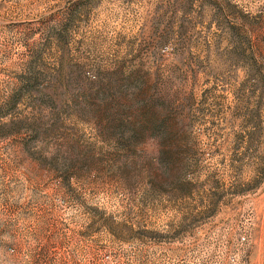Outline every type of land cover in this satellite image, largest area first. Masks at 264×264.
Instances as JSON below:
<instances>
[{"label": "rangeland", "instance_id": "1", "mask_svg": "<svg viewBox=\"0 0 264 264\" xmlns=\"http://www.w3.org/2000/svg\"><path fill=\"white\" fill-rule=\"evenodd\" d=\"M0 264H264V0H0Z\"/></svg>", "mask_w": 264, "mask_h": 264}]
</instances>
